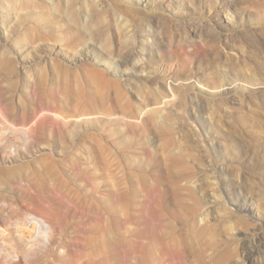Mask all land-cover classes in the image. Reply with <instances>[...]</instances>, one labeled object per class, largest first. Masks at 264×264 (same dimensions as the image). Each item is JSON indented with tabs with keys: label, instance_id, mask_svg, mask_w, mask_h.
I'll list each match as a JSON object with an SVG mask.
<instances>
[{
	"label": "rangeland",
	"instance_id": "1",
	"mask_svg": "<svg viewBox=\"0 0 264 264\" xmlns=\"http://www.w3.org/2000/svg\"><path fill=\"white\" fill-rule=\"evenodd\" d=\"M221 1L0 0V248L264 264V0Z\"/></svg>",
	"mask_w": 264,
	"mask_h": 264
},
{
	"label": "bare ground",
	"instance_id": "2",
	"mask_svg": "<svg viewBox=\"0 0 264 264\" xmlns=\"http://www.w3.org/2000/svg\"><path fill=\"white\" fill-rule=\"evenodd\" d=\"M136 1L138 4H145V5H146L147 1L149 2V0H147L145 3H144L145 0H136ZM150 1L153 2V0H150ZM216 4H220L222 6V1L216 0ZM224 13H225V18L227 19V21L232 22L235 16H234L232 10L229 9L228 6L226 8H224ZM138 63H140V62H138ZM172 67L169 66L170 69ZM112 71L116 75L121 74L120 71L125 72V70H120L118 63L115 60L112 61ZM174 86H172L171 83H168L164 89L161 88V90L163 89V91L166 92V95L163 93L165 97L161 96V99L163 98V101L162 100L161 101L164 102V106H169L170 103H173L167 97L172 98L174 96ZM200 86H201V84H200ZM224 90H222V91H224ZM225 91H228V90H225ZM175 96H176V94H175ZM166 99H168V100H166ZM42 112L43 111L41 110V113ZM53 116L55 117L56 121H59L61 119L62 121L68 122L71 120V119L67 118L66 116H62L58 113H54ZM74 122H77V121L74 120ZM28 125H30V124L28 123ZM0 238L2 241H4L3 237L0 236ZM46 255H50V257H46L45 261L41 264H60L61 262H66L67 264H74L73 259L71 258V255L65 250L53 251V252H47L46 251L45 253H41V252H34L31 250L17 251V250L10 249L8 247L0 248V264H34V262H36L38 259H40L41 257L46 256Z\"/></svg>",
	"mask_w": 264,
	"mask_h": 264
}]
</instances>
